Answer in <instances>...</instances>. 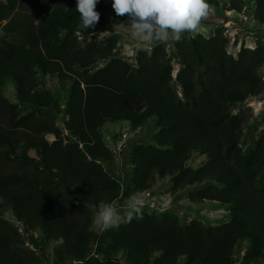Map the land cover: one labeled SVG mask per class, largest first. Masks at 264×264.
Segmentation results:
<instances>
[{
    "label": "trees",
    "instance_id": "16d2710c",
    "mask_svg": "<svg viewBox=\"0 0 264 264\" xmlns=\"http://www.w3.org/2000/svg\"><path fill=\"white\" fill-rule=\"evenodd\" d=\"M220 1L207 3L219 6ZM253 2L256 19L264 25V0ZM19 8L0 29V91L11 79L22 103L45 108L52 101L62 112L57 100L61 95L44 89L48 101L35 95L40 77L59 80L66 85L63 110L70 117L66 127L71 138L65 144L55 125L23 119L19 108L0 96V264H42L23 250V236L3 219L7 212L27 235L40 231L46 241L63 242L61 260L87 264L94 245L87 234L91 214L85 207L98 211L102 201L125 206L127 200L121 185L96 163L113 161L99 130L108 122L139 128L149 120L157 121L160 135L156 147L136 151L137 192L150 191L157 177L170 178L175 191L216 181L226 189L196 191L191 202L229 207L231 221L207 228L198 221L183 226L177 217L142 214V219L112 228L96 252L108 262L126 255L128 264H236L235 253L244 244L249 247L248 264L264 260V188L257 184L264 172V147L245 155L240 141L249 120L229 110L232 103L264 94L258 76L264 51L245 50L235 60L227 54L221 31L213 38H183L175 43L183 67L177 78L180 99L172 62L160 43L151 56L139 54L137 66H132L115 60L110 47L82 49L72 35L80 24L73 0H4L1 22ZM231 8L240 12L242 4L233 0ZM127 21L126 15L116 17L119 26L131 29ZM105 62L106 68L91 71ZM47 136L56 140L50 143ZM195 154L207 162L192 171L187 163Z\"/></svg>",
    "mask_w": 264,
    "mask_h": 264
},
{
    "label": "rangeland",
    "instance_id": "374dc122",
    "mask_svg": "<svg viewBox=\"0 0 264 264\" xmlns=\"http://www.w3.org/2000/svg\"><path fill=\"white\" fill-rule=\"evenodd\" d=\"M232 1L221 0L219 6H210L208 18L227 17L226 25L217 27L202 22L199 31L195 35L184 33L183 38H195L197 36L213 38L221 31L227 40V54L235 60H238L241 53L245 50L254 51L260 49L264 51V25L260 24L256 19L257 4L253 0H238L242 4V11L235 12L231 11ZM73 2L77 4V0H73ZM1 3H4V0H0ZM96 10L101 14V19L94 29H84L79 24L72 32L73 37L77 38L81 43L82 49H87L91 46L110 47L113 49L115 60L132 66H137L139 54L146 53L151 56L158 49L155 43L150 44L141 41L133 36L132 29L121 27L117 24V15L112 8L110 0H100ZM20 11L21 9L19 8L13 14L8 15V20L4 22L0 20V29L9 22L14 14ZM101 32L108 33L99 35L98 33ZM63 35H66V32H63ZM175 43L176 41L170 39L167 43H160L159 45L161 46L159 47L165 50L172 62L173 85L179 98L182 99L183 90L178 84L177 78L183 67L176 56ZM108 65L109 62L100 63L91 68V71L95 72L98 69H104ZM258 76L264 81V65L258 71ZM39 84L40 86L36 90L35 95L39 99L42 97L44 101L48 100L46 96L42 95V89L50 91L52 94L61 95L57 100L62 112L53 108L52 101H49V106L45 108L22 103L17 97V85L11 79L6 81L4 88L0 91V96L16 105L23 119L36 118L55 125L62 132L64 143L68 144L70 134L67 131L66 123L70 117L66 112L67 109L63 110L66 108L68 98L67 92L63 91V89H66V85L57 79L42 77H40ZM229 110L233 115H243L249 120L240 141V147L245 155L249 156L258 152L261 146L264 147V94L260 97H250L245 103H232L229 105ZM99 135L110 151L113 161L108 163L97 161L96 163L101 164L110 176L121 185L123 198L127 197L128 199L134 193H141L137 192L133 186V179L136 174L134 157L140 147L157 146L156 140L160 135L157 121L149 120L139 128H135L127 122H108L99 130ZM47 140L52 143L56 138L55 136H47ZM30 155L35 157L33 152ZM86 155L90 162H94L90 154L86 153ZM206 162L207 159L204 156L195 154L187 163V168L196 171L202 168ZM257 184L259 188H264V172L257 177ZM208 187L226 189V186L222 183L207 181L187 186L181 191H175L174 183L170 178L157 177L154 187L150 191L141 193V198L144 201L141 214H147L158 219L177 217L183 226H188L193 221L201 222L207 228H214L229 223L231 221L229 217L231 208L217 203L207 202L198 205L191 202L190 197L194 192ZM114 206L118 208L120 215L124 216L125 206L120 204ZM85 208L91 214L87 234L90 242L94 245L93 255L87 260V264H128L129 260L126 255H120L116 262H108L105 257L96 252L101 239L107 237L109 231L114 227L103 231L100 230L93 223L97 210L94 207ZM3 219L18 229L23 236V250L38 258L42 264H84L79 262L69 263L68 260H61L58 252L65 247L63 242L46 241L40 231L33 232L31 236L27 235L24 232L23 224L19 223L11 212L5 213ZM248 249L249 247L244 244L239 247L235 253L236 264H248L246 259ZM158 257L159 255L155 256L154 259ZM250 264H264V260Z\"/></svg>",
    "mask_w": 264,
    "mask_h": 264
},
{
    "label": "clouds",
    "instance_id": "9594fccd",
    "mask_svg": "<svg viewBox=\"0 0 264 264\" xmlns=\"http://www.w3.org/2000/svg\"><path fill=\"white\" fill-rule=\"evenodd\" d=\"M100 0H77L75 11L80 25L94 29L101 19L96 10ZM112 8L117 16H127L134 37L147 43H167L170 39L180 42L184 33L195 35L206 21L210 5L207 0H113ZM108 32L98 33L99 35ZM141 193H134L125 201V214L120 215L112 203L100 202L94 217V225L100 230L118 227L142 219Z\"/></svg>",
    "mask_w": 264,
    "mask_h": 264
},
{
    "label": "water",
    "instance_id": "95a60500",
    "mask_svg": "<svg viewBox=\"0 0 264 264\" xmlns=\"http://www.w3.org/2000/svg\"><path fill=\"white\" fill-rule=\"evenodd\" d=\"M227 17L221 18V17H211L207 18L204 23L209 24V25H215L217 27H222L227 24Z\"/></svg>",
    "mask_w": 264,
    "mask_h": 264
}]
</instances>
